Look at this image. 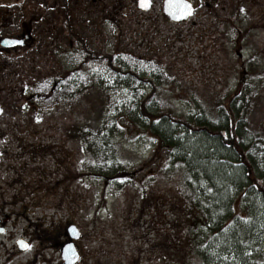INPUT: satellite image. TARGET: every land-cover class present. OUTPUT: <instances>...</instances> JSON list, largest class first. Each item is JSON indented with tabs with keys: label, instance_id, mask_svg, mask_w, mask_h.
Here are the masks:
<instances>
[{
	"label": "rangeland",
	"instance_id": "374dc122",
	"mask_svg": "<svg viewBox=\"0 0 264 264\" xmlns=\"http://www.w3.org/2000/svg\"><path fill=\"white\" fill-rule=\"evenodd\" d=\"M236 1L224 0L206 17L197 9L191 22L178 25L164 18L159 0L147 11L133 0H107L103 6L74 0L77 33H84L91 50L112 54L121 71L109 66L107 58L85 64L79 50L71 64L66 59L42 66L44 75L68 63L81 92L70 103L58 102L39 115L12 114L13 122L28 127L21 131L13 124L12 134L21 141H13L10 162L21 163L24 170V176H13V184L50 186L54 195L51 203L44 201L11 228L16 236L24 230L39 236L28 237L31 250L16 248L18 237H0V264H64L55 237L40 235L54 233L58 226L51 221L66 217L82 234L76 264H202L194 256V238L205 222L189 208L181 174L166 172L156 136L136 126H141L137 102L151 94L152 86L127 87L132 76L123 70L155 79L157 71L163 72L167 79L158 78L160 93L151 103L159 101L177 114H194L196 104L207 105L214 95L250 94V129L264 131V0ZM65 51L59 50L60 56ZM116 113L123 114L121 122L113 120ZM95 132L98 138L114 140L125 166L119 178L92 167L95 158L82 139ZM245 199L242 205L236 202L235 210L249 209L250 219L263 229L262 200ZM258 239L255 245H243L244 259L211 250L215 263L264 264V237Z\"/></svg>",
	"mask_w": 264,
	"mask_h": 264
},
{
	"label": "trees",
	"instance_id": "16d2710c",
	"mask_svg": "<svg viewBox=\"0 0 264 264\" xmlns=\"http://www.w3.org/2000/svg\"><path fill=\"white\" fill-rule=\"evenodd\" d=\"M89 53L91 60L107 58L109 66L121 71L112 54L94 50ZM123 71L132 76L127 87L135 89L139 83L152 86L151 94L137 102L141 126L139 123L136 126L156 136L166 156V172L181 174L186 202L205 222L203 231L194 238L197 241L194 256L202 264H216L211 251L216 249L244 259L243 245L250 242L255 245L259 237H264V228L260 230V223L250 219L249 209L241 206L242 213L235 210L236 202L242 205L248 197H259L264 207V148L259 152L264 146V131L250 129L248 109L253 98L245 93L233 97L214 95L207 105L196 104L194 114H177L172 108L162 107L159 101L151 103L160 93L158 80L167 79L163 72L157 71L155 79L130 69ZM61 82L55 98L70 103L81 92L76 89V79L71 83L67 80L65 89ZM122 117L123 114L116 113L113 120L121 122ZM131 120L136 122L133 117ZM98 136L97 132L90 137L83 134L82 139L95 158L92 167L106 177L119 178L125 166L115 142ZM262 215L264 224V208ZM226 243L232 245L228 248Z\"/></svg>",
	"mask_w": 264,
	"mask_h": 264
},
{
	"label": "flooded vegetation",
	"instance_id": "af4514ba",
	"mask_svg": "<svg viewBox=\"0 0 264 264\" xmlns=\"http://www.w3.org/2000/svg\"><path fill=\"white\" fill-rule=\"evenodd\" d=\"M92 1L103 6L107 0ZM139 1L133 0L139 10L147 11L154 5L155 0H149L146 10L138 7ZM159 1L162 2L160 5L164 18L183 25L192 21L197 9H201V16L206 17L216 7L220 8L224 0H188L194 12L185 22L172 21L166 17L163 12L165 0ZM233 1L236 0H230ZM193 23L198 24L196 21ZM198 31L203 33V28ZM87 40L84 33L82 37L76 31L74 0H0V229L4 230L0 232V237H18L15 241L18 249L19 239L23 238L32 245L28 237L39 236L27 230L16 236L10 233L11 228L34 214L32 210L36 206L44 201L46 204L51 203V194L54 195V191L49 190L50 186L43 188L37 185L38 192L36 187L13 184L14 175L24 176L23 165L10 162L13 141H21L17 135L12 134L13 124L15 129L21 131L28 127L23 122H13L12 114L39 115L58 104L59 100L55 96L59 92L60 82L62 81V88L65 89L67 80L69 83L75 80V70L67 63L66 67L53 68L43 75L42 66L45 63L59 65L60 60L63 62L66 59L71 64L75 50L82 52L85 64L90 63L89 52L92 46ZM62 49L66 51L60 56L59 50ZM40 151L41 146H38V150L33 153L38 157L37 153ZM22 157L14 156L18 159ZM48 181L50 179L47 178L49 185ZM51 222L58 226L57 230L47 233L49 236L40 237H55L58 241L56 246L62 254V247L71 240L69 228L75 225L79 229V226L69 217ZM81 237L80 231L79 238L74 240L80 257L78 241Z\"/></svg>",
	"mask_w": 264,
	"mask_h": 264
},
{
	"label": "water",
	"instance_id": "95a60500",
	"mask_svg": "<svg viewBox=\"0 0 264 264\" xmlns=\"http://www.w3.org/2000/svg\"><path fill=\"white\" fill-rule=\"evenodd\" d=\"M146 2L149 4V0H146ZM140 3H141V0L139 1V3H138V7L140 8V9H142V10H146V9H144V8H141L140 7ZM170 3H173V4H177V5H180V4H183V3H190L191 4V2H189L188 0H165L164 1V6H163V12H164V15L166 16V17H169V19L170 20H172V21H177V22H185V21H187L188 19H189V17L190 16H187V17H181V19H174L173 18V12H177V14H179V11H178V9H176V8H173V9H171L170 10V8H169V4ZM192 5V4H191ZM148 9V8H147ZM75 230V231H74ZM69 232H70V235H71V240L69 241V242H67L66 244H64V246L62 247V254H61V256H62V259H63V261H64V263L65 264H76L77 263V261L79 260V258H80V254H79V252H78V250H77V248H76V245H75V241L74 240H76V239H78L79 238V236H80V231H79V229H78V227L77 226H75V225H73V226H71L70 228H69ZM20 240H23V241H25V242H27L25 239H19L18 241H20ZM17 241V242H18ZM28 243V242H27ZM18 244V243H17ZM69 246H71V248L74 250V255H72V254H69V256L68 257H66V255H65V251H66V249H68L69 248ZM18 247H19V250L20 251H25V250H23L20 246H19V244H18Z\"/></svg>",
	"mask_w": 264,
	"mask_h": 264
},
{
	"label": "snow or ice",
	"instance_id": "6c2138e0",
	"mask_svg": "<svg viewBox=\"0 0 264 264\" xmlns=\"http://www.w3.org/2000/svg\"><path fill=\"white\" fill-rule=\"evenodd\" d=\"M140 7L144 8V9H147L149 7V4L146 2V0H141ZM169 8H170V10L173 9V8H176L179 11V14H177V12H173L172 13L174 19H181L182 16L183 17L190 16L194 12L193 6L190 3H183V4H180V5L170 3L169 4ZM3 231H4L3 229H0V232H3ZM17 243L19 244V246L23 250H25V251L31 250V247H32L31 244H29V243H27V242H25L23 240H20ZM69 254H72V255L75 254L74 250L71 248V246H69V248L66 249V251H65L66 257H68Z\"/></svg>",
	"mask_w": 264,
	"mask_h": 264
}]
</instances>
